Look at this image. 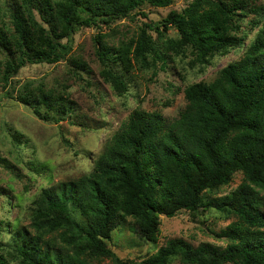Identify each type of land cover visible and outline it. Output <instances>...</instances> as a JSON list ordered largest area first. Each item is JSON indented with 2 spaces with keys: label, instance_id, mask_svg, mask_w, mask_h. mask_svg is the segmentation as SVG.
Instances as JSON below:
<instances>
[{
  "label": "trees",
  "instance_id": "obj_1",
  "mask_svg": "<svg viewBox=\"0 0 264 264\" xmlns=\"http://www.w3.org/2000/svg\"><path fill=\"white\" fill-rule=\"evenodd\" d=\"M173 2L6 0L13 27L0 28L4 96L29 106L43 121L71 119L77 110L72 98L32 83L17 89L13 78L28 64L64 60L83 27L147 16V6ZM262 10L250 0H188L181 11L171 10L158 24L144 23L136 37L116 47L98 33L101 75L120 94L127 90L123 71L133 70L135 62L148 67L165 60L150 31L161 37L175 29L178 37L167 48L190 49L198 64L245 50L214 80L186 87L178 118L169 122L159 112L135 110L105 143L90 173L40 189L29 226L6 225L10 238L0 239V264H94L106 258L117 264H171L176 258L184 264H264V28L246 46L242 31L251 13L260 25ZM70 61L87 68L79 56ZM13 136L20 142L19 132ZM0 164L11 168L6 158L0 157ZM238 172L243 175L238 187L218 196ZM210 209L236 217L217 234L224 246L203 242L195 247L173 238L136 263L121 259L108 245L129 218L141 239L156 242L161 216Z\"/></svg>",
  "mask_w": 264,
  "mask_h": 264
},
{
  "label": "rangeland",
  "instance_id": "obj_2",
  "mask_svg": "<svg viewBox=\"0 0 264 264\" xmlns=\"http://www.w3.org/2000/svg\"><path fill=\"white\" fill-rule=\"evenodd\" d=\"M264 9V0H250ZM188 0H174L168 7L147 6L145 15L123 19L102 28L83 27L74 35L71 53L62 61L48 64H28L13 78L20 89L27 83L69 96L77 103L71 119L60 122L43 121L33 110L15 99L4 96L0 84V157L10 161L11 168L0 164V239L6 241L8 223L30 224L32 200L43 187L75 179L92 171L94 160L112 138L121 124L128 121L135 110L159 112L171 122L185 108L184 90L192 83L214 80L219 71L229 63L238 61L244 47L230 50L226 55H216L208 65L198 64L191 50L176 52L167 48L170 39L178 37L175 29L163 36L150 31L160 43L164 62L156 61L148 67L135 62L130 71H123L127 81L125 93H118L101 75L102 64L96 53L95 36L104 34L106 43L118 46L136 37L144 23L158 24L171 10L181 11ZM263 21L255 26L253 13L244 20L242 31L245 46L250 44L264 28ZM259 21V20H256ZM13 27L6 0H0V28ZM81 57L87 68L75 66L70 57ZM120 70H126L121 67ZM78 74V75H76ZM17 93V92H16ZM21 134L20 142L14 134ZM236 173L230 185L219 192L224 195L234 190L242 181ZM236 220L214 209L195 213L181 211L174 217L161 216L156 242L141 239L131 228L132 219L113 232L109 247L123 260L136 263L149 258L169 239L183 238L197 247L203 242L224 246L217 234ZM94 264H117L110 258L95 260ZM171 264H184L180 259Z\"/></svg>",
  "mask_w": 264,
  "mask_h": 264
}]
</instances>
